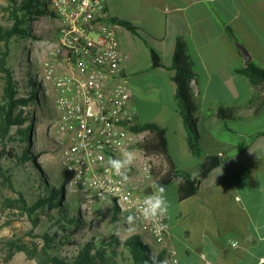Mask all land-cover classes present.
Masks as SVG:
<instances>
[{"label": "crops", "instance_id": "obj_1", "mask_svg": "<svg viewBox=\"0 0 264 264\" xmlns=\"http://www.w3.org/2000/svg\"><path fill=\"white\" fill-rule=\"evenodd\" d=\"M105 11L110 18L114 16L127 19L147 28L154 35L150 48L141 37L118 24L121 42L127 41L136 51V54H132L133 62L127 60L125 64L122 63L123 83L126 82L128 71L131 70V100L128 110L134 119L141 123L155 122L164 127L167 130L170 152L178 167L197 173L200 160L192 154L195 160L190 167L179 166L181 148L185 153L191 152L187 150L186 130L178 113L175 98L176 84L173 80L175 71L169 68L173 61L176 40L183 37L187 41L196 62L198 80L192 81V87L195 102L198 103L199 125L202 121L201 125L206 128V122L202 119L206 113H198L200 110L204 111L206 107L201 105L199 100L218 98L224 94L238 97L241 84L245 80L248 81L236 71L244 63L242 54L234 42V36L249 48L253 54V62L264 66V0H106ZM152 50L156 51L164 65L152 66L154 60ZM122 55L126 60L131 52L123 51ZM143 72L145 73L142 74ZM142 97L156 102L171 97L174 100L173 109L162 104L157 107L154 119L148 118L138 103V99ZM167 109L170 113L169 119L165 117L168 114ZM169 124H175L180 130L181 137L185 139L182 138L179 143L172 145L168 136ZM263 132L264 129L256 134L250 144L251 148H255L257 155L250 157L248 155L244 165L246 167L248 164L251 167L249 174L255 185L249 191L248 201L239 196L234 182L226 181L220 175H216L208 185L202 180L199 194L192 192L187 195L188 199L196 198L198 202L186 205V210L198 213L195 214V225L185 228L188 240L184 257L173 247L174 235L172 228L169 229L165 247L170 264H215L202 257L210 236L211 241L227 236L230 238L229 243L222 247L221 264H261L264 258ZM209 133V137H212V133ZM230 145L232 144H228L227 147L231 148ZM223 150L212 146L211 149H206L204 156L220 154L221 163L218 165L220 166L228 159ZM254 163L258 164L252 166ZM150 186L153 187L148 184L147 188ZM208 194L211 204L201 200L209 197ZM209 206L213 208L211 215L207 210ZM216 214H219L220 222L215 218ZM166 218L169 223L167 215ZM207 233H210V236ZM233 243L237 247H233Z\"/></svg>", "mask_w": 264, "mask_h": 264}, {"label": "rangeland", "instance_id": "obj_2", "mask_svg": "<svg viewBox=\"0 0 264 264\" xmlns=\"http://www.w3.org/2000/svg\"><path fill=\"white\" fill-rule=\"evenodd\" d=\"M8 3V0H0V23L3 24H8L9 22V14L6 11ZM51 26V17L47 16L36 21L35 26L32 28V35L30 37L25 39L13 38L7 44L0 42V56L7 48H9L7 62L8 65L13 68L18 79H25L26 72H30L34 78H37L38 72H44L43 63L50 57V55H52L50 52L55 46V35L50 28ZM120 47L124 52L129 51L131 52V55L133 53L136 54L134 48L131 47V45L125 40H123V42L120 40ZM131 55L128 59H123L122 63L125 64L127 60H129V62H133V55ZM37 58L40 59L42 63L37 61ZM51 59L62 60L63 56H53ZM257 66L264 68V66L261 65ZM128 73V78L124 84L130 91L131 70L128 71ZM144 73L145 72L142 74ZM2 76L3 73L0 70V96L3 94L4 87V80ZM20 83L21 85H27L26 81H20ZM42 84H44L43 92L46 97L43 96L42 92L40 93L41 100L40 103L36 105V113L34 114L35 117L26 125H30L32 128L31 147L34 151L39 152L40 150H45L42 154L38 153L39 155L36 157L37 162H39V164L46 169L50 177L57 184L65 186L68 176L62 164V147L55 142L51 134H48V128L52 123L51 115H54V96L52 94L51 86L44 82H42ZM32 87H34V85ZM253 92L254 88L247 80H245V82L241 84V90L238 97L224 94L222 97L213 99L202 98L199 101L201 102V105L206 107V109L204 111L199 109L200 111H198V113L201 112L208 115L206 128L201 125V120L200 125L198 123V127L201 132L200 143L203 153L205 154L206 149L209 150L212 146H214L224 149V153L228 156V159L223 162L222 165L215 167L206 177L202 178L203 183L208 185L216 175H220L224 177V180L234 182L237 185L239 196L244 198L245 201H248L249 191L253 189L255 185L251 175L249 174L250 166L246 164V167H244V165L248 155L249 157L257 155L255 148H251L250 144L256 134L264 129V113L259 116H255L253 114V109L248 107V101ZM138 103H140L143 107V111L146 115H148V118L154 119L153 117H155L154 113L157 107L163 104L167 108L173 109L174 100L171 97H168L165 99H159L156 102L153 99H145L142 97L138 99ZM221 105L238 106L239 110L237 117L226 121L217 120L213 114ZM166 112L168 113L169 109H167ZM169 114L170 113L165 116L167 119H169ZM167 127L171 144L179 143L181 139L184 138L181 137V133L179 132L180 130L175 124H169ZM12 131L15 132L16 128H13ZM208 131L212 133V137H209L210 133ZM137 135L142 134L139 133ZM136 138L135 142H137V140H142L140 136H137ZM8 144L11 145L15 143L10 142ZM228 144H232L230 145L231 148L227 147ZM2 146L3 144L0 141V152L2 150ZM129 150L135 151L137 155L136 159H143V156L151 159L152 169L154 170L155 175L153 177L151 175V177L147 178L144 182H142L141 186L147 187L148 184H151L154 190L158 191L160 185L170 178L174 172L168 157L164 155L165 150L163 145L159 144L149 147V150L144 151V149H139L135 144H132ZM180 153L179 166L190 167L192 162L195 160L194 157H192L191 153H185L183 148H181ZM0 163L4 167H10L16 187L22 189L24 193H26L29 201L32 202L36 191L33 186V182L29 180V177L27 176L26 172L28 169L22 165H16L15 161H11L6 157L0 158ZM257 164L258 163H254L252 166ZM140 169L141 166H136L137 171H140ZM154 180L157 181V185L153 183ZM182 181L183 180L180 177H176L174 180L168 182L164 187L167 190L166 196L170 204L167 217L174 235L173 247L178 251L179 255H183L184 257L186 254L185 245L188 240L185 228H190L192 227L191 225H195V214L198 213L195 211H187L185 206L196 203L198 200L196 198H187V195H190L193 190L190 186L185 184L180 186L179 183H182ZM204 190L206 191V189ZM208 191L210 194V188ZM3 192L6 196H10L11 198L16 196L14 191L8 188L4 189L0 185V264H3L4 262L5 264H38L40 259L38 253L40 251L41 254L42 248L45 247V238L42 235L45 231L49 232L51 235L55 234V232L58 234V236H54L55 243L50 244L51 248H48L47 252L61 254L62 256L67 257H71L75 254L79 245L85 243L91 236H96L98 239L104 238L109 240L112 234H116L120 238H125L131 234H145V232H148L154 238L153 234L149 230L147 222H138L136 220L132 226H129L127 220L120 219L117 223H115L114 212L110 208L113 204V199L110 197L96 200L92 208L87 210L82 206V194L79 190L74 189L67 192V196L70 200L79 202L82 211L81 214L86 223L83 226H79L75 230L70 227L67 230V234H64V231L58 230L56 226L52 225L51 222L48 221L45 213H40L39 221L36 225H34L33 220L29 216L22 214L17 207H14L11 204L13 200L9 201V203H5L2 195ZM201 200L207 203L211 202L210 196ZM227 200L228 198H226V201ZM207 210L211 215L213 208L209 206ZM122 215L126 216L131 214L129 211H122L116 216ZM215 218L219 220V214H216ZM220 221L221 220H219V222ZM191 230L193 229L191 228ZM207 235L210 236V233H207ZM63 236L68 238L64 239ZM144 239L147 240L145 237ZM210 239H208L209 243L204 247L202 257L205 259L207 258L208 262L211 261L215 264H221L223 262V255L221 253L222 247L229 243L230 238L227 236L216 238L213 241ZM166 240L167 237L162 242L155 239L153 246L160 250L164 248L166 249ZM235 247H237V245ZM120 248L122 250V247ZM121 262L125 263L124 261Z\"/></svg>", "mask_w": 264, "mask_h": 264}, {"label": "trees", "instance_id": "obj_3", "mask_svg": "<svg viewBox=\"0 0 264 264\" xmlns=\"http://www.w3.org/2000/svg\"><path fill=\"white\" fill-rule=\"evenodd\" d=\"M8 1L6 11L9 14V22L8 24L0 23V42L5 44L13 38L25 39L30 37L36 21L52 15L47 7L46 0ZM110 19L141 37L152 48L151 39L154 35L147 28L119 17L112 16ZM8 49L0 56V70L3 73L2 78L4 80L3 94L0 96V141L3 144L0 158L6 157L11 161H15L16 165H22L28 169L26 173L29 180L33 182L36 193L34 200L30 202L26 193L16 187L10 167H4L0 163V185L4 189L8 188L14 191L16 196L11 198L6 196L4 192L2 195L5 203L13 200L11 204L17 207L22 214L29 216L34 225L39 221L40 213H45L52 225L67 234L70 227L75 230L86 223L81 214L80 204L70 200L67 196L69 191L65 186L57 184L46 169L37 162L36 157L45 150L34 151L31 147L32 128L30 125H26L35 117L36 105L41 100L40 93L42 92L45 96L43 92L44 84L40 79L34 78L30 72L25 73L26 80L23 78L18 79L13 68L8 65ZM161 65H164V63L160 57L152 62L153 67ZM169 68L175 71L173 75L176 84L175 98L178 113L186 130L187 147L191 154L200 160V171L201 159L204 153L200 143L201 132L198 127L200 118L197 114L198 103L195 102L192 87V81L198 80V73L196 62L190 53L189 44L183 37L176 40L173 61ZM236 71L245 76L254 88V92L248 101V107L253 109L255 116L263 114L264 68L258 67L253 61H250L237 68ZM20 81H26L27 85H21ZM33 85L34 87H32ZM238 110V106L221 105L213 116L217 120H232L237 117ZM202 119L207 122L208 115H203ZM13 128H16L15 132L12 131ZM129 128L137 133L146 132L144 138L136 142L135 145L138 148L146 150L159 144L163 145L174 172L160 186L164 187L171 180L180 177L183 180L182 183H179L180 186L182 184L188 185L192 188L194 194H199L202 184L199 171L193 176V172L178 167L170 152L167 130L164 127L155 122L141 123L134 119ZM10 142L15 144L9 145ZM154 175L152 169V177ZM153 183L157 185L156 180ZM110 208L114 212L115 223L120 219L127 220L129 215L116 216L120 212V208L116 203L113 202ZM42 235L45 238V247L42 248L41 254L40 251L38 253L40 257L38 264H170L167 250L154 247L155 239L148 232H145V234H131L125 238L112 234L109 240L91 236L85 243L79 245L77 252L71 257L47 252V249L51 248L50 244L55 243L54 236H58L56 232L51 235L45 231ZM63 238L67 239L68 237L63 236ZM120 247H122V250Z\"/></svg>", "mask_w": 264, "mask_h": 264}, {"label": "built area", "instance_id": "obj_4", "mask_svg": "<svg viewBox=\"0 0 264 264\" xmlns=\"http://www.w3.org/2000/svg\"><path fill=\"white\" fill-rule=\"evenodd\" d=\"M46 1L55 46L37 78L51 86L54 96L48 134L62 147L68 176L65 188L79 190L87 210L100 198H112L120 212L129 211L138 222H147L154 238L162 242L170 229L166 216L159 222L167 229L157 235L155 224L137 212L149 195L141 185L152 175L151 159H136L126 180L107 164L110 157L136 144L137 136L146 135L129 128L134 117L128 110L131 92L123 83L118 24L105 11L106 0ZM59 55L62 60L51 59ZM136 166H141L140 171Z\"/></svg>", "mask_w": 264, "mask_h": 264}, {"label": "clouds", "instance_id": "obj_5", "mask_svg": "<svg viewBox=\"0 0 264 264\" xmlns=\"http://www.w3.org/2000/svg\"><path fill=\"white\" fill-rule=\"evenodd\" d=\"M136 158L137 156L134 150H122L117 157H110L107 164L116 176L126 180L127 171L134 165ZM193 176H195V173H193ZM166 191L165 187L160 186L158 191L154 190L151 194L147 195L137 208V212L145 221H150L155 224L157 235L167 229L166 224L159 222V218L166 216L170 207ZM136 219V216L129 215L127 217L129 226H132ZM235 246V243H233V247ZM261 264H264V258H262Z\"/></svg>", "mask_w": 264, "mask_h": 264}, {"label": "water", "instance_id": "obj_6", "mask_svg": "<svg viewBox=\"0 0 264 264\" xmlns=\"http://www.w3.org/2000/svg\"><path fill=\"white\" fill-rule=\"evenodd\" d=\"M234 42L242 54L243 63L246 64L250 61H253V54L251 53L249 48L235 36H234ZM158 57H159L158 54L155 52V50H153V59H157ZM220 163H221L220 154H207L203 156L201 160L199 176L201 178L206 177L210 173V171L215 167H217ZM153 191H154L153 187L150 186L146 188L145 193L151 194Z\"/></svg>", "mask_w": 264, "mask_h": 264}, {"label": "bare ground", "instance_id": "obj_7", "mask_svg": "<svg viewBox=\"0 0 264 264\" xmlns=\"http://www.w3.org/2000/svg\"><path fill=\"white\" fill-rule=\"evenodd\" d=\"M144 185H146V184H144Z\"/></svg>", "mask_w": 264, "mask_h": 264}]
</instances>
